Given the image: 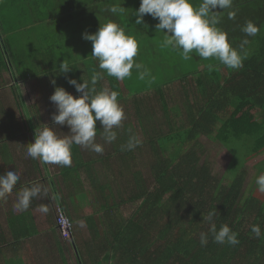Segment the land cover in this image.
I'll return each instance as SVG.
<instances>
[{
    "label": "trees",
    "instance_id": "1",
    "mask_svg": "<svg viewBox=\"0 0 264 264\" xmlns=\"http://www.w3.org/2000/svg\"><path fill=\"white\" fill-rule=\"evenodd\" d=\"M122 1L101 0L108 4L107 8ZM201 2L192 0L194 7ZM231 10H238L235 20L228 19L227 13ZM101 16L107 22L115 19L124 26L118 14L104 11ZM220 16L218 27L227 32L233 47H238L245 38L240 29L246 21H253L259 28L256 36L247 37L248 56L242 68L233 70L217 59L206 61L193 52L190 62L179 63L180 78L171 79L161 71L157 73L154 68L161 66H147L154 75L161 76L157 79L150 71V77L144 80L133 79V75L138 76L133 68L132 78L120 81L104 72L97 82V90L109 87L117 91L118 103L130 105L133 115L130 117V111L125 112L126 121L121 128L126 141L116 142L112 146L116 148L114 151L92 161L102 160L110 173H114V165L109 163L113 156L121 161L118 156L123 155L122 161L125 164L124 157L127 158L129 167L139 154L146 152L150 159L145 168L124 181L120 167L112 183L98 181L95 174L90 176L91 181L100 182L97 186L102 191L103 203L100 211H93L85 221L89 223L99 217L104 233L100 236L103 230L91 229L88 224L89 232L95 236L90 238V245L78 246L73 238L67 240L74 250L76 264H264V193L258 191L255 183L256 177L264 172V0H233L232 9L222 10ZM3 28L0 24V68H9V63L18 67L20 61L12 55V47L4 36L7 31ZM134 33L126 31L132 36ZM32 47L31 43L25 48L31 54L40 53L37 47ZM44 48H47L44 51L49 49ZM6 53L10 55L8 61L4 59ZM182 64H191V68L183 69ZM36 67L31 62L28 69ZM55 78L60 81L59 76ZM172 83L183 108L178 123L168 105ZM125 94L131 97L124 99ZM175 103L179 102L175 100ZM127 122H135L136 128L140 126L142 143L132 151H121V146L133 135L128 134L131 124L126 128ZM145 130L151 131L147 134ZM202 138L218 142L228 155L226 173L231 178L226 184L213 176L200 143ZM3 145L0 143V150ZM247 162L254 169L252 184L245 186L247 173L243 167ZM126 205H135L128 218L121 211ZM213 210H217V229L227 224L238 233L239 244L215 243L211 234L206 246L200 244V233L208 232L209 228L203 217ZM254 224L261 227L259 238L251 232Z\"/></svg>",
    "mask_w": 264,
    "mask_h": 264
},
{
    "label": "crops",
    "instance_id": "2",
    "mask_svg": "<svg viewBox=\"0 0 264 264\" xmlns=\"http://www.w3.org/2000/svg\"><path fill=\"white\" fill-rule=\"evenodd\" d=\"M121 3L119 2V5L124 8L122 13H118L121 17V25L124 24L121 27L125 28L127 32H135L133 36L138 42L136 56L138 57L140 46L149 45V48L153 47L152 43L140 44L138 40L142 36L145 41H152L155 44L157 38H164V34L156 30L155 25L158 20L153 19L150 15L146 14L143 17L144 24H135L136 17L133 13L139 8V0L137 2L136 0H132V2L123 0ZM107 7L108 4L101 2V0H0V24L7 31L4 36L8 40L9 46L13 48V50L11 48L12 55L15 56V60L20 61L18 67L9 63V68L7 66L0 68V143H10L8 141L12 139L10 138L11 135L20 132L17 129V124H20L19 128L26 136V141L21 142L20 147L26 149L27 144L34 142L35 131L42 129L44 124L53 126L60 136L69 132L66 125L56 126L53 124L51 117L56 109L49 97L54 88L43 95L47 84L42 86L37 76H28L31 73L28 69L30 64H25L29 62L27 61L29 58H25L19 48L31 45L32 32L39 31L41 25L57 23L58 26L53 30L54 38L51 40L48 35L43 37L51 43L45 46L49 49L44 51L42 63H36L37 68L39 67L44 71L45 79L54 80L56 86L64 87L66 91L76 97L79 93L67 83L69 78H74L78 83H82L84 80L90 81L94 71H103L99 69L96 58L91 55V42L82 38L84 30L82 23L87 21L93 25V30H97L100 25L107 23L101 16L104 11L108 12ZM99 10L100 12H98ZM113 21L116 22L115 19ZM67 22L70 23L67 24ZM68 27H73L69 33ZM26 32H29V35H23ZM20 36L22 39L29 38L31 43L29 45L13 43L15 38ZM76 39L78 40L76 41ZM50 46L55 48V56H52L53 49L51 50ZM81 47L82 49H80ZM5 55L8 57L6 58ZM9 56L8 53L4 54L5 61L9 60ZM144 61L155 62L150 58ZM62 62L70 66L71 70L68 73L59 72V65ZM32 63L35 62L32 61ZM151 73L152 76H155L152 71ZM57 76H59L60 81L55 78ZM133 76V79H138V76ZM34 78L37 79L36 84L30 83V80ZM168 93L174 96L170 101H174L172 105L177 108L175 107V100L180 101V98L178 99L179 93L174 87L169 88ZM127 97L125 94L124 99L127 100ZM125 103H121V106L124 112L130 111L129 115L132 117V108ZM173 106H171V110ZM25 116L28 118L27 120H24ZM149 116L153 117L150 113ZM131 119L133 121V118ZM125 121L123 120L122 123ZM129 124H131L130 127ZM132 127L135 130H132ZM126 128H128L129 135L133 133L140 138L142 132L139 125L136 128L135 122H127ZM115 130L117 131L116 141L110 144L106 143L101 135L102 128L97 123L96 142L104 147L102 154L114 151L116 148L112 146L116 142L119 144V141L120 143L126 141L122 136V128ZM14 149L17 150V146L7 144L5 153ZM71 152L77 153L79 157L77 154H72L70 167L45 164L39 159L27 157L26 154H12L11 151L9 154L0 152V174L10 170L20 173V180L12 192L5 199H0V230L3 234L0 237L2 240L0 242V264H44L42 260H45L47 264H65V249L68 247L69 250L73 251V254L74 250L69 242L59 237L55 226L58 210L65 212L72 225H75L76 230L74 232L73 228V239L78 246L81 244L90 245L92 243L90 238L95 237L89 232L88 224L91 229L97 227L99 231L103 230L99 217L92 218L89 223L85 221V218L90 216L93 211L99 212L101 209V204L96 203L97 199L102 197V191L98 189L97 185L104 176L101 177L103 175L102 167L96 165V160L92 161L91 158L84 160L82 154H87L89 157V154L98 153L75 144L72 146ZM93 174L98 178V181L100 180L99 183L95 180L91 181L90 176ZM103 181L107 182L105 178ZM34 182L42 183L48 189L47 195L34 198L27 210L20 211L16 207L18 193L23 187L30 186ZM42 207H46L47 212H42ZM79 215L83 217L80 218ZM103 233L104 230L100 236ZM56 256L58 258H55Z\"/></svg>",
    "mask_w": 264,
    "mask_h": 264
},
{
    "label": "clouds",
    "instance_id": "3",
    "mask_svg": "<svg viewBox=\"0 0 264 264\" xmlns=\"http://www.w3.org/2000/svg\"><path fill=\"white\" fill-rule=\"evenodd\" d=\"M232 7L233 0H202L195 7L192 0H140L139 8L133 15L136 17V25L144 24L143 17L146 14L158 20L155 28L164 34L161 47L179 52L183 60H191L192 53L195 52L202 59H217L227 68L238 70L243 67V61L248 56L245 49L249 44L247 37L256 36L259 28L253 21H246L240 29L245 38L238 47H233L227 32L218 27L221 21L220 12ZM107 10L112 14H118L122 13L124 8L121 5H112ZM237 12L238 10L228 11V19L235 20ZM82 38L91 42V55L96 58L98 67L103 72L94 71L90 81L84 80L82 83L69 78L67 83L79 93L76 97L52 81L54 91L49 100L55 105L56 111L51 118L56 126L66 125L69 132L60 136L54 127L48 124L35 131L34 142L27 144L26 156L39 159L45 164L70 167L71 149L74 144L102 154L104 147L96 142L97 123L102 128L101 135L106 143L116 141L115 129L122 127L126 115L118 103L117 91L108 87L97 90V82L103 78L104 72L120 81L131 77L133 68L136 69L140 80L151 75L148 68L134 60L138 53L137 40L134 36L126 34L125 28L116 22L109 20L100 25L94 33H82ZM211 67L212 65H209V68ZM70 70L66 63L62 62L59 65L60 73H68ZM141 143L138 136L130 135L126 144L121 146V151H132ZM19 180L20 173L17 171L10 170L0 174V199H5ZM255 183L258 191L264 193V172L256 177ZM47 192L48 189L39 182L25 186L18 193L16 207L20 211H25L34 198L46 196ZM47 210L46 207L41 208L42 212ZM216 212L217 210L209 211L207 216L203 217L209 228L208 232L200 233V244L207 245L209 234L215 243L233 246L239 244L238 233L231 230L227 224H222L217 229ZM251 232L256 238L262 235L259 224L252 225Z\"/></svg>",
    "mask_w": 264,
    "mask_h": 264
},
{
    "label": "rangeland",
    "instance_id": "4",
    "mask_svg": "<svg viewBox=\"0 0 264 264\" xmlns=\"http://www.w3.org/2000/svg\"><path fill=\"white\" fill-rule=\"evenodd\" d=\"M70 22H67V24ZM75 23V22H74ZM60 24V23H59ZM58 26L57 23H50V24H46V25H41L39 31H35L34 33L32 32L31 35V40H32V45H33V49H39L40 53H32L30 52L29 48H19L21 50V53L24 54L25 58H29L27 61H29V63H26L25 65H29L32 61H34L37 64L42 63L43 59V51L44 48L48 43L50 44L51 42L48 39H44L43 37H45V35H48L49 38L52 40L54 38V32L53 30ZM82 26L84 28L83 33L87 32V33H94L97 30H93L92 28V24H90L89 22L85 21L84 23H82ZM73 29V27H68V33ZM23 35L27 36L29 35V32L24 33ZM31 40L29 38L26 39H22V37H17L15 38L14 42L15 44L18 45H29L31 43ZM78 39H76L77 41ZM74 41V42H76ZM138 41H140V44H143L144 42L147 43H152L153 47L149 48V45H145L140 46V53L139 56L134 58V60L136 62H139L141 64H143L145 67L147 66H161L159 69L157 67H155L154 69L157 70V73L159 71H161L162 73H164L165 77L167 78H171V79H175V78H180L181 74L177 71V69H180V64L179 62L182 61L183 62H190L191 60H183L179 54V52L177 51H173L170 48H163L161 47V44L163 42V39L161 38H157V41L155 42H148L144 40V37L142 36V38H140ZM90 42V41H89ZM41 47V48H38ZM53 49L52 52V56H55V48H51V50ZM82 49V47L80 48ZM160 54H162L160 56ZM151 59L153 61H155V63H149L147 61H144L145 59ZM159 60H163V62H157ZM208 61V60H206ZM24 65V64H23ZM183 69H189L191 68V64H182ZM37 68V67H36ZM33 69L31 70V73L28 74V76H37L38 80L41 81L42 86H44L45 84H47V87L45 89V92L43 95H45L47 93L48 90H52L54 87L52 86V80L51 79H45V73L43 70H41L39 67L37 69ZM155 70V72H156ZM151 71V70H150ZM223 73H225V71H223ZM27 75V74H25ZM157 75V79L161 76V74H156ZM155 75V76H156ZM153 76V77H155ZM37 79H31L30 83L32 84H36L35 81H37ZM46 83H45V82ZM175 84H177V82H174ZM174 83L169 85V88L174 87ZM146 85V84H145ZM151 84H149L148 86H150ZM176 86V85H175ZM135 94V92H134ZM130 96V95H127ZM131 97V96H130ZM170 97L172 98V94H169L168 98L170 99ZM154 99V98H153ZM180 102V101H179ZM156 103V101L154 102ZM169 107L171 108L172 102L169 101L168 103ZM174 108V106L172 107V112L175 115L176 121L178 123V121H180L179 119H181L182 115H183V108L182 105L177 104ZM159 108V106L157 107ZM26 113V112H25ZM161 112L159 110L158 112V118H160ZM28 118L25 116L24 120H27ZM5 121H7L5 119ZM14 121V120H13ZM8 122V121H7ZM148 123H150L148 121ZM17 129L20 130V132L11 135L10 139L8 142L10 143H4V145L2 146L1 151H3V153L5 152V150H7V144L9 145H14L17 146V150L14 149L6 151L7 154H9V152L11 151L12 154H26V148H21L20 147V143H24V141H26V136L25 133L22 132L20 127V124H17ZM159 127V125H158ZM146 133H150L151 130H145ZM13 142V143H11ZM201 145L204 148L205 151V159L209 162L210 166H211V170H212V174L213 176H215L218 180L221 179L223 184H226L229 180H230V174H227V168L229 165L228 162V155L225 153V150L223 149V147L218 143V142H212L206 138H202L200 140ZM27 144V143H25ZM3 149V150H2ZM25 149V150H24ZM106 154H89V157L87 156V154H82V157L84 160L86 159H98L99 157H103ZM123 155H119L118 159L121 161H117V159L113 156V160L110 159L109 163L111 165H114L115 168V172L114 173H110L109 171V166L105 167V163L102 160H97L96 161V165L101 166L102 168V172L103 175H101V177H103L106 179L107 183H112L114 182L116 176H117V170L120 167L124 173L122 180L124 181L125 179L132 177V175L138 171V170H142L143 168H145L146 162L150 159L149 155L145 152L142 153V155L140 156L139 154V158L129 167L128 162H127V158L124 157L126 163L124 164L122 161ZM108 163V164H109ZM244 170L247 173V177H246V182H245V186H248L249 184H252L251 178H252V173H253V167H252V163H246L245 166L243 167ZM106 171V173H105ZM118 183H120V178H118ZM115 182L116 187L119 186V184ZM121 185V184H120ZM97 204H102V197L100 199H97ZM134 206L135 205H126L124 206L121 211L124 215V217H129V215L132 213V211L134 210ZM74 228V232L76 230L75 225L73 226ZM61 238V237H60ZM62 239V238H61ZM63 240V239H62ZM67 241V240H64ZM69 242V241H68ZM70 245V242H69ZM64 258L66 260L65 264H76L75 263V255L73 254L72 250H69V248L67 247V249H65L64 251ZM55 258H58L57 256ZM42 262L44 264H47V262L45 260H42Z\"/></svg>",
    "mask_w": 264,
    "mask_h": 264
},
{
    "label": "built area",
    "instance_id": "5",
    "mask_svg": "<svg viewBox=\"0 0 264 264\" xmlns=\"http://www.w3.org/2000/svg\"><path fill=\"white\" fill-rule=\"evenodd\" d=\"M55 226L59 236L64 240H71L73 235V225L62 211L58 210L55 218Z\"/></svg>",
    "mask_w": 264,
    "mask_h": 264
},
{
    "label": "water",
    "instance_id": "6",
    "mask_svg": "<svg viewBox=\"0 0 264 264\" xmlns=\"http://www.w3.org/2000/svg\"><path fill=\"white\" fill-rule=\"evenodd\" d=\"M0 40H2V38H0Z\"/></svg>",
    "mask_w": 264,
    "mask_h": 264
}]
</instances>
